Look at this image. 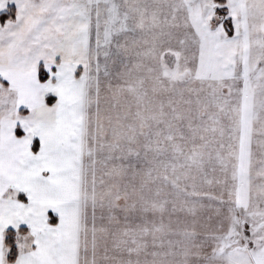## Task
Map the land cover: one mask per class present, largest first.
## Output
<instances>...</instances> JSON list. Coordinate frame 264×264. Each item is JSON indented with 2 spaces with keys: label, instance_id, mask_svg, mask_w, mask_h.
Wrapping results in <instances>:
<instances>
[{
  "label": "snow or ice",
  "instance_id": "obj_1",
  "mask_svg": "<svg viewBox=\"0 0 264 264\" xmlns=\"http://www.w3.org/2000/svg\"><path fill=\"white\" fill-rule=\"evenodd\" d=\"M0 264H264V0H0Z\"/></svg>",
  "mask_w": 264,
  "mask_h": 264
}]
</instances>
